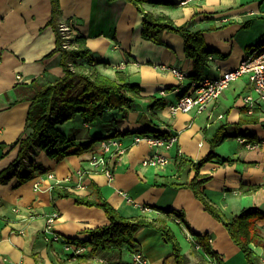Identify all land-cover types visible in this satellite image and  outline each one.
<instances>
[{
    "label": "crops",
    "instance_id": "0c3cea01",
    "mask_svg": "<svg viewBox=\"0 0 264 264\" xmlns=\"http://www.w3.org/2000/svg\"><path fill=\"white\" fill-rule=\"evenodd\" d=\"M171 1L178 6L144 7L155 15L171 17L177 25L190 22V29L204 31L206 45L214 54L201 77H217L235 69L244 57L264 44V0ZM59 2L60 23L71 24L77 35L86 38L96 69L110 78H115L117 71L125 72L132 84L141 87L142 98L127 111L108 110L94 124L78 116L60 125L59 129L76 144L95 143L81 155L60 161L36 149L35 164H41L43 172H36L34 178L21 185L15 175L0 183V264H60L69 253L64 251L62 241L48 243L44 234L47 219L54 213L59 215L54 232L62 240H86V230L108 224L102 209L77 205L72 197L60 196L65 189L90 196L92 183L126 217L161 219V210L181 212L186 222L177 218L170 225L188 264H207L210 252L221 264H249L224 225L205 211L191 189L162 185L190 182L195 170L185 168L178 172L176 154L198 161L210 153V139L218 133L224 139L215 149L217 157L200 170L201 179L206 180L205 194L226 219L246 208L264 212V146L249 150L239 141L264 140V101L253 115L243 106L242 96L251 91L248 78L233 83L202 114L171 115L169 105L178 101L192 78L185 80L180 91L171 96L180 85L169 68L176 67L190 76L194 71L193 61L185 54L183 37L164 31L159 43L144 39L143 16L125 0ZM51 16V0H0V173L17 160L16 143L32 132L27 128L31 102L26 100L22 86L35 78L46 76L50 80L63 75L60 55L51 56L56 47V35L49 26ZM162 89L167 91L166 96L161 95ZM153 98H162L165 108L150 109ZM220 114L224 115L222 120L217 119ZM116 132L128 134L120 138L126 152L111 160L113 177L92 172L89 159L99 148L97 139ZM163 132L177 135L173 148L165 152L171 163L164 169L143 167L141 161L153 153L143 138L161 136ZM137 138L139 142L135 141ZM83 170L91 173H85L81 179L79 172ZM49 174L61 184L53 188L55 181L49 179ZM257 225L264 236V219L257 221ZM134 238L133 246L99 251L89 256L87 264L131 263L136 250L145 252L149 264H163L172 253L171 245L154 229L143 228ZM84 247V254H89L91 247ZM251 248L257 264H264V247Z\"/></svg>",
    "mask_w": 264,
    "mask_h": 264
},
{
    "label": "trees",
    "instance_id": "16d2710c",
    "mask_svg": "<svg viewBox=\"0 0 264 264\" xmlns=\"http://www.w3.org/2000/svg\"><path fill=\"white\" fill-rule=\"evenodd\" d=\"M116 1V0H109ZM132 3L143 16L142 36L146 40L155 43L160 42L161 34L169 31L181 35L184 39L185 54L194 63L192 79L202 78V71L208 65L209 58L214 51L209 49L204 39L203 30H192L190 22L177 25L167 15H155L147 11L145 4L178 6L171 0H125ZM52 16L49 21L56 35V47L51 53L59 54V66L63 75L54 79L35 78L29 84L23 85L26 92V100L31 102L27 128L32 129L29 136L21 138L16 144L19 146L17 160L0 173V183L5 182L9 175L18 178V185L34 178L36 172H43L41 164H35L33 154L40 149L54 160L60 161L72 155H81L88 151L94 142L76 144L66 136L59 126L78 116L83 117L89 124L101 120L108 110H124L133 108L137 100L142 98L141 87L132 84L125 72L117 71L115 78H110L96 69L91 59L92 51L86 46V38L76 35L70 40L71 48L64 47L65 38L60 29L62 15L59 0H51ZM150 109H164L162 98L151 99ZM128 133L116 132L113 135L101 136L102 139H119ZM171 135V134H170ZM215 134L210 139V153L193 161L176 154V168L195 170V175L190 182L163 183V186L171 185L176 188H189L195 197L203 204L204 209L218 222L222 223L231 240L241 250L249 264H257V256L251 245L264 247V236L257 225V221L264 219V212L258 208L243 209L239 215L226 219L220 208L205 194L203 185L205 179H201L200 170L208 162L217 157L215 149L221 144L224 137ZM161 136H168L163 132ZM121 141V140H120ZM184 171V170H183ZM90 196H79L70 191L62 190L60 196L72 197L77 205L98 207L102 209L109 223L94 229L86 230L89 235L86 240H70L78 245L91 247L89 254H68L60 264H87L90 255L99 251L122 249L124 246H133L135 234L143 228H151L161 233L163 240L171 245L172 253L165 258L163 264H188V258L183 253L182 247L170 223L177 218L186 222L183 214L176 210H161L164 215L161 219H149L144 215L126 217L115 209L103 196L101 189L94 183L91 184ZM76 262V263H74Z\"/></svg>",
    "mask_w": 264,
    "mask_h": 264
},
{
    "label": "built area",
    "instance_id": "2783aa9c",
    "mask_svg": "<svg viewBox=\"0 0 264 264\" xmlns=\"http://www.w3.org/2000/svg\"><path fill=\"white\" fill-rule=\"evenodd\" d=\"M60 29L65 38L64 47L70 49V40L73 39L77 33L69 23H61ZM212 59V57H210ZM169 71L175 75L178 80L179 87L173 89V92H179L184 86L185 80L190 79V75L176 67L169 68ZM247 77L251 91L242 96L243 106L249 115H253L257 110V107L264 101V44L255 49L250 55L244 57L240 64L230 71H226L217 77H202L200 79H190V82L175 104H171L168 107V111L171 115L178 113H190L195 112L202 114L209 109V106L215 105L220 97L224 94L230 86L239 81L240 79ZM162 96H166L167 91L162 89L160 91ZM224 115L220 114L217 119L222 120ZM147 141L150 147L153 149V153L143 159L141 164L143 167L164 169L171 163V158L166 155L165 152L170 151L177 142V135L168 136H147L143 138ZM139 142L140 139L135 140ZM239 141L243 143L247 149L254 150L264 146V140L252 142L248 139L240 138ZM202 143H200L201 145ZM98 150L94 151L89 159V166L94 173H105L110 178L113 177L114 167L111 165L113 157L119 158L126 152V148L123 147L122 142L119 139H102L98 141ZM91 173L90 171L83 170L79 172V177L82 179L84 174ZM49 179L55 181V186H59L61 181L55 179L53 174L48 175ZM36 188H39V183L35 184ZM16 210V209H15ZM145 211L150 212V208H145ZM58 213H54L47 219V228L44 234L46 235V241L48 243L61 242L63 243V249L65 252L73 255H81L85 252L86 248L78 245L69 239L62 240L54 232V225L58 219ZM52 240L50 239V236ZM210 244L213 243V239L209 240ZM199 249L200 246L197 245ZM104 264H149V259L143 250H136L133 253L131 263L123 262H108L102 261ZM207 264H221L215 253L210 252L207 257Z\"/></svg>",
    "mask_w": 264,
    "mask_h": 264
},
{
    "label": "rangeland",
    "instance_id": "374dc122",
    "mask_svg": "<svg viewBox=\"0 0 264 264\" xmlns=\"http://www.w3.org/2000/svg\"><path fill=\"white\" fill-rule=\"evenodd\" d=\"M172 90V89H171ZM171 90H170V92H171ZM175 94V92H172L170 95L172 96V95H174Z\"/></svg>",
    "mask_w": 264,
    "mask_h": 264
}]
</instances>
